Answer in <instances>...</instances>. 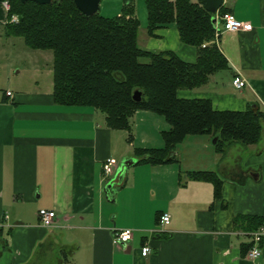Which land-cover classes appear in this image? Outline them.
<instances>
[{
    "label": "crops",
    "instance_id": "obj_1",
    "mask_svg": "<svg viewBox=\"0 0 264 264\" xmlns=\"http://www.w3.org/2000/svg\"><path fill=\"white\" fill-rule=\"evenodd\" d=\"M142 1L103 0L101 14L120 16L132 2L145 34H139L140 49L196 62L197 48L181 42L175 25L148 35ZM223 10L253 31L221 34L216 43L230 69L204 86L179 90L178 97L208 99L217 111L256 104L264 110V0H224ZM8 23L9 9L0 3V264H264V235L261 256L252 260L242 250L251 233L234 224L237 215L264 221V143L235 144L221 154L211 136H187L175 161L128 168L110 200L104 162L115 158L120 176L122 161L137 159L136 150L165 147L169 123L139 110L131 132L113 130L94 108L55 104L53 55L7 36ZM235 78L245 87L235 88ZM201 172L220 178L219 197L212 182L190 177ZM43 209L56 213L54 227L41 224ZM165 213L171 222L160 227ZM122 229L133 238L117 246L114 233ZM146 244L152 254L143 257Z\"/></svg>",
    "mask_w": 264,
    "mask_h": 264
},
{
    "label": "trees",
    "instance_id": "obj_2",
    "mask_svg": "<svg viewBox=\"0 0 264 264\" xmlns=\"http://www.w3.org/2000/svg\"><path fill=\"white\" fill-rule=\"evenodd\" d=\"M10 4L6 35L19 37L31 50L53 53L54 102L59 106L91 107L106 117L113 130L131 132V120L139 110L163 116L170 129L163 133L165 147L138 149V163L162 165L175 161V152L187 136L208 135L217 139L215 150L224 154L239 144L243 147L264 143V110L259 104L246 111H217L208 99H181V89H196L210 77L230 69L219 49L213 17L205 1L144 0L147 33L175 25L183 44L198 50L189 63L172 51L148 52L140 49V21L134 4L126 5L120 16L101 13L89 19L74 0H55L40 5L20 0H0ZM226 11L223 7L218 14ZM142 93L136 102L133 95ZM131 139V137L129 138ZM196 180L212 182L220 196L221 180L214 172L191 173ZM238 229L253 233L262 228L261 217L237 215ZM253 242L242 246L246 254Z\"/></svg>",
    "mask_w": 264,
    "mask_h": 264
},
{
    "label": "built area",
    "instance_id": "obj_3",
    "mask_svg": "<svg viewBox=\"0 0 264 264\" xmlns=\"http://www.w3.org/2000/svg\"><path fill=\"white\" fill-rule=\"evenodd\" d=\"M5 6L7 9H10V4L5 2ZM218 23L216 27V35L215 39L216 42L221 34L224 32H237V31H244V32H252L253 27L249 23L241 22L235 18L232 13L225 12L219 17H217ZM9 22L17 23L19 22V18L16 15H13ZM220 24V27H218ZM246 85L245 81L241 78H235L233 80V86L237 89H242ZM7 95L12 97L11 92H7ZM120 173V164L115 158L107 159L103 164V177L108 183L114 182L117 180V177ZM39 218L41 220V224L46 228H52L56 224L57 215L54 211L51 210H41L39 211ZM171 222V216L167 213L163 214L160 218L159 226H167ZM264 235V228H260L258 231L251 233L250 237L253 242V247L248 252L247 256L255 260L261 256V242ZM133 238V231L129 229H122L116 231L114 233V243L117 246H126ZM141 254L143 257H148L152 254V247L149 244H146L141 249Z\"/></svg>",
    "mask_w": 264,
    "mask_h": 264
},
{
    "label": "water",
    "instance_id": "obj_4",
    "mask_svg": "<svg viewBox=\"0 0 264 264\" xmlns=\"http://www.w3.org/2000/svg\"><path fill=\"white\" fill-rule=\"evenodd\" d=\"M23 3L28 1L35 2L40 5H52L55 0H20ZM103 0H74L77 8L86 16V18H90L95 14L101 13V4ZM206 10L211 13L217 15L220 9L224 5V0H204ZM212 23L214 27H217V16L213 17ZM133 99L136 102H140L142 100V93L140 91H136L133 95ZM217 139L213 140V143H216ZM175 153H171L173 156ZM138 162V159H126L122 161L121 167L122 171L119 176L118 182H111L106 185L104 188V192L108 199L113 200L116 192L119 189V186L122 184L124 177L126 175V170L131 166L135 165Z\"/></svg>",
    "mask_w": 264,
    "mask_h": 264
},
{
    "label": "rangeland",
    "instance_id": "obj_5",
    "mask_svg": "<svg viewBox=\"0 0 264 264\" xmlns=\"http://www.w3.org/2000/svg\"><path fill=\"white\" fill-rule=\"evenodd\" d=\"M142 1V0H141ZM143 2V1H142ZM143 6H144V4H143ZM144 9H145V6H144ZM140 19H141V22H146V20L145 19H142V17H140ZM140 30H141V26H140ZM142 31V30H141ZM139 34H141L140 32H139ZM144 33L142 32V34H141V37H142V35H143ZM145 35V34H144ZM17 41H19V40H17ZM47 53H49V54H52L53 55V53L50 51V52H47ZM5 58H6V56H5Z\"/></svg>",
    "mask_w": 264,
    "mask_h": 264
}]
</instances>
